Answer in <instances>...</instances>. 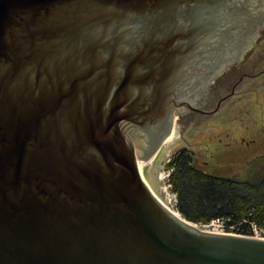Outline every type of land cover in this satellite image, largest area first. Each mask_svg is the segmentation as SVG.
<instances>
[{
	"label": "water",
	"instance_id": "1",
	"mask_svg": "<svg viewBox=\"0 0 264 264\" xmlns=\"http://www.w3.org/2000/svg\"><path fill=\"white\" fill-rule=\"evenodd\" d=\"M262 27L264 0H0V264H264V238L169 209L155 167L245 141ZM250 44L236 93L172 129Z\"/></svg>",
	"mask_w": 264,
	"mask_h": 264
},
{
	"label": "trees",
	"instance_id": "2",
	"mask_svg": "<svg viewBox=\"0 0 264 264\" xmlns=\"http://www.w3.org/2000/svg\"><path fill=\"white\" fill-rule=\"evenodd\" d=\"M192 155L189 149L180 148L167 163V168L175 167L171 180L179 193L182 214L204 223L219 216L238 223L245 219L240 226L245 234H251L252 221L264 228V171L257 172L255 179L218 178L193 168Z\"/></svg>",
	"mask_w": 264,
	"mask_h": 264
},
{
	"label": "rangeland",
	"instance_id": "3",
	"mask_svg": "<svg viewBox=\"0 0 264 264\" xmlns=\"http://www.w3.org/2000/svg\"><path fill=\"white\" fill-rule=\"evenodd\" d=\"M239 131L245 137V141L235 149L221 153L220 156L222 160L228 162L226 164L208 163L207 157L196 149L186 146H183L182 148L189 149L195 156L196 160L202 165V168L213 174L237 178L240 180L255 179L257 172L264 171V113L261 117L244 123L239 128ZM174 154L171 156L166 152H161L155 160V167L163 199L166 200L167 197L173 196L174 207L178 209L177 211H180L178 193L172 192L166 194L164 188H166L167 184L164 185V181L159 178V174L163 169H168L167 163L174 157ZM166 181L172 182L171 179ZM170 189L172 191V187H170ZM180 213L185 217L181 211ZM219 217L235 221L231 217ZM201 227H203V225H201Z\"/></svg>",
	"mask_w": 264,
	"mask_h": 264
},
{
	"label": "flooded vegetation",
	"instance_id": "4",
	"mask_svg": "<svg viewBox=\"0 0 264 264\" xmlns=\"http://www.w3.org/2000/svg\"><path fill=\"white\" fill-rule=\"evenodd\" d=\"M263 33H264V27H262V29L260 30L259 34L257 35V37L255 38V40H254V42L252 44H254L256 41H258V38L261 37L263 35ZM252 44H250L247 48L245 47L240 52L239 57L237 59L232 60L229 63L228 68L224 69L220 73H217L215 75V77H213L214 79L212 81H210L209 84H208V86L204 89V92H202L197 97L196 106H198L199 108H203L205 110H208V109H206L207 102L211 100V98L213 97V95L222 86H224L228 82H232L234 80L233 81L234 83L232 85L231 92L228 93L227 95L221 97V99L218 100V104L216 105V108L213 109V110H216V111H214L213 113H209V114L208 113L199 112V111H195V110L184 111L183 113H181V115H179V117H176L175 118L174 125L172 126V129L176 125L178 127L185 128L188 124L190 125V124H192L194 122V118L197 115H204V116H206V115H212V114L216 113L219 110L220 105L224 101L228 100L232 95H234L236 93V88L240 84V81H242V79L246 75V71H244L243 73H241L240 70H237V66H239L240 63H243L242 61L246 62V65L249 64V59L250 58H246V57L250 53V51L248 49H249L250 46H252ZM238 75H239V77H237ZM172 129H171L170 132H172ZM190 161H191V164L190 165L193 168H195V169H197V170H199V171H201V172H203L205 174H208V175H211V176H214V177L216 176L218 178H225L224 176H218L217 174H213L212 172H209V171L205 170L204 168H202V165L196 160V158H195L194 155L191 156V160ZM174 171H175V167L170 168V173H171L170 177L173 176ZM170 179H172V177ZM172 189L174 190V183H172ZM175 192L178 193V191H175Z\"/></svg>",
	"mask_w": 264,
	"mask_h": 264
},
{
	"label": "built area",
	"instance_id": "5",
	"mask_svg": "<svg viewBox=\"0 0 264 264\" xmlns=\"http://www.w3.org/2000/svg\"><path fill=\"white\" fill-rule=\"evenodd\" d=\"M170 184H168L166 186V189H169ZM166 202L168 204V206L170 207H174V198L173 196L167 197ZM245 222L246 220L244 219L242 222H237V221H233V220H226L222 217H217V218H213L211 221L204 223L203 227L211 230L214 229L217 232L220 233H232V234H239L240 230V226L241 224ZM250 226H251V235L253 236H257V237H264V228L260 227L256 222L252 221L250 222Z\"/></svg>",
	"mask_w": 264,
	"mask_h": 264
},
{
	"label": "bare ground",
	"instance_id": "6",
	"mask_svg": "<svg viewBox=\"0 0 264 264\" xmlns=\"http://www.w3.org/2000/svg\"><path fill=\"white\" fill-rule=\"evenodd\" d=\"M176 212V214L178 215V216H181L180 215V213L178 212V211H175ZM181 217H183V216H181ZM211 231H214V232H217L216 230H214V229H211ZM239 235H247V236H250L251 234H245V233H243V232H239Z\"/></svg>",
	"mask_w": 264,
	"mask_h": 264
}]
</instances>
